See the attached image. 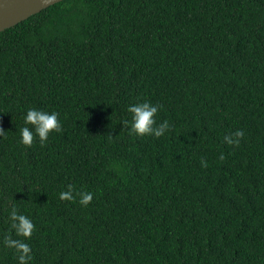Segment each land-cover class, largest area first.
<instances>
[{
  "label": "trees",
  "instance_id": "16d2710c",
  "mask_svg": "<svg viewBox=\"0 0 264 264\" xmlns=\"http://www.w3.org/2000/svg\"><path fill=\"white\" fill-rule=\"evenodd\" d=\"M144 101L165 135L123 126ZM30 107L59 113L43 146L18 143ZM0 130V264L13 205L28 264H264V0L50 6L0 33Z\"/></svg>",
  "mask_w": 264,
  "mask_h": 264
},
{
  "label": "clouds",
  "instance_id": "9594fccd",
  "mask_svg": "<svg viewBox=\"0 0 264 264\" xmlns=\"http://www.w3.org/2000/svg\"><path fill=\"white\" fill-rule=\"evenodd\" d=\"M160 108L161 105L153 104L149 101L131 104L126 109L129 118L123 120V126L128 129V133L131 136L137 138L146 136L159 138L170 131L171 127L167 120L157 123L156 117ZM23 124L24 126L18 132V143L25 147H31L34 139H38L41 146H43L52 132L59 133L62 130L58 112H49L34 107L26 110L23 116ZM3 134L4 131L0 130V135ZM243 136L244 132L242 130H236L225 136L224 142L238 146ZM223 158V155H221L220 159L222 160ZM201 165L207 167L204 160H201ZM93 195L91 191L77 190L72 185H69L66 190L59 193L58 198L61 201L78 202L83 206H87L93 199ZM8 220L10 222V233L4 237L3 242L7 247L14 249L18 264H28L32 257L30 255V245L26 241L31 238L35 225L15 205H13L8 214ZM12 234L17 238L13 239Z\"/></svg>",
  "mask_w": 264,
  "mask_h": 264
},
{
  "label": "water",
  "instance_id": "95a60500",
  "mask_svg": "<svg viewBox=\"0 0 264 264\" xmlns=\"http://www.w3.org/2000/svg\"><path fill=\"white\" fill-rule=\"evenodd\" d=\"M63 0H0V33Z\"/></svg>",
  "mask_w": 264,
  "mask_h": 264
}]
</instances>
